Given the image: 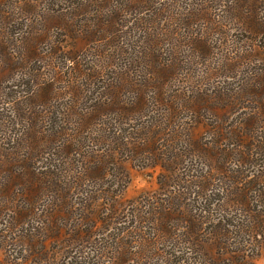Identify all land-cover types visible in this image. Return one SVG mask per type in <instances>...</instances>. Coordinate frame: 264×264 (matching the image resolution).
Listing matches in <instances>:
<instances>
[{
	"label": "rangeland",
	"instance_id": "374dc122",
	"mask_svg": "<svg viewBox=\"0 0 264 264\" xmlns=\"http://www.w3.org/2000/svg\"><path fill=\"white\" fill-rule=\"evenodd\" d=\"M245 207L264 227V0H0V264H172Z\"/></svg>",
	"mask_w": 264,
	"mask_h": 264
},
{
	"label": "trees",
	"instance_id": "16d2710c",
	"mask_svg": "<svg viewBox=\"0 0 264 264\" xmlns=\"http://www.w3.org/2000/svg\"><path fill=\"white\" fill-rule=\"evenodd\" d=\"M113 99H115V101L109 102L107 100L108 102L105 103L113 105L117 102V99L115 97H113ZM123 102L126 103L125 106L128 111L140 105L138 100ZM80 110H83L81 109L80 105H78V107L76 108L72 106L70 111L63 114L62 120L66 122L69 121V119L71 118L72 123L74 119L77 118L78 120H82V118L80 117L82 114ZM168 115H166L167 117H164L163 119L165 122L170 123L172 119L171 116ZM78 120L76 121L78 122ZM167 128L168 126L160 127V131L162 132V134L166 135L168 130ZM51 131H53V129ZM153 136L154 134H152L150 138ZM63 145L70 146L66 145V141L63 143ZM68 150L69 152L70 150L72 151V147L70 146ZM251 210L252 209L250 207H245V209L240 212V214L244 216L243 218L245 219L246 225L249 227V230L245 229L248 237L244 236L243 239H236L235 230L232 228L231 225L233 223H226L227 225L217 223L209 229H204V232L207 235L206 240L201 239L199 235L192 237V242L190 244H192V247L196 250V254H194L193 257H184L182 254H173L174 257L169 258L172 259V264H184V258H186L188 264H253L252 261L248 260L249 257L245 258L242 253V256H239L240 252H245L242 247V243L247 238H249V236L254 237L257 242H261L264 247V227L262 226V220L260 219V217H258V214L256 212L252 213ZM185 241L187 242V240ZM158 252L159 254H161L160 250Z\"/></svg>",
	"mask_w": 264,
	"mask_h": 264
}]
</instances>
